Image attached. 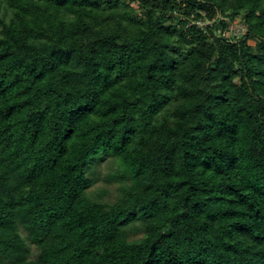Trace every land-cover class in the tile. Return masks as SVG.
Listing matches in <instances>:
<instances>
[{
	"label": "trees",
	"instance_id": "1",
	"mask_svg": "<svg viewBox=\"0 0 264 264\" xmlns=\"http://www.w3.org/2000/svg\"><path fill=\"white\" fill-rule=\"evenodd\" d=\"M0 264H264V0H0Z\"/></svg>",
	"mask_w": 264,
	"mask_h": 264
},
{
	"label": "rangeland",
	"instance_id": "2",
	"mask_svg": "<svg viewBox=\"0 0 264 264\" xmlns=\"http://www.w3.org/2000/svg\"><path fill=\"white\" fill-rule=\"evenodd\" d=\"M219 14V13H218ZM216 14V16L218 15ZM175 17H177L174 22H177L178 19L184 18L180 17V15L176 14ZM223 17V16H222ZM226 19L225 17H223ZM237 24H243L240 23L237 19H234V21H229L227 29L228 28H236L238 25ZM215 34L217 35H223L229 39H233V34L232 31L228 33H224L221 28V26L215 25L213 27ZM229 30V29H228ZM236 38V37H235ZM110 158L108 157H99L98 159L94 160L91 162L88 166V171L87 174L89 175L90 178H93L94 182L92 186L89 189V192L91 195H95L98 197L99 200L103 202H112L117 198L118 195V186L120 185H125L128 183V180H118L117 178H111L110 177V172L113 169L112 164L110 163ZM23 236L25 234L23 233ZM29 246V258L33 259L36 254V250L34 245L28 243ZM157 249L161 250V243L157 244Z\"/></svg>",
	"mask_w": 264,
	"mask_h": 264
},
{
	"label": "built area",
	"instance_id": "3",
	"mask_svg": "<svg viewBox=\"0 0 264 264\" xmlns=\"http://www.w3.org/2000/svg\"><path fill=\"white\" fill-rule=\"evenodd\" d=\"M201 15L202 16L199 18L192 17L189 20L188 25L194 24L196 27L205 30L206 26L211 25L213 21L224 19L220 14H218L217 16L215 15L212 19H209L208 17H206L204 13H201ZM237 25L238 26L236 28H228L229 30L226 29V31H223V32L230 34L229 32L232 31L231 34H233V37H238L239 35L243 34L246 31V26L243 24H237Z\"/></svg>",
	"mask_w": 264,
	"mask_h": 264
}]
</instances>
